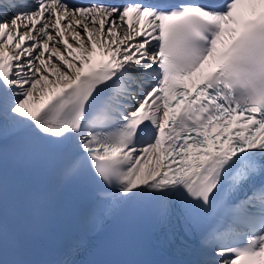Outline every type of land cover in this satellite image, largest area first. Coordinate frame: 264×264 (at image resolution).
<instances>
[{
  "label": "snow or ice",
  "instance_id": "obj_1",
  "mask_svg": "<svg viewBox=\"0 0 264 264\" xmlns=\"http://www.w3.org/2000/svg\"><path fill=\"white\" fill-rule=\"evenodd\" d=\"M37 155L95 223L149 205L189 264H264V0H0V264H26L5 165Z\"/></svg>",
  "mask_w": 264,
  "mask_h": 264
}]
</instances>
